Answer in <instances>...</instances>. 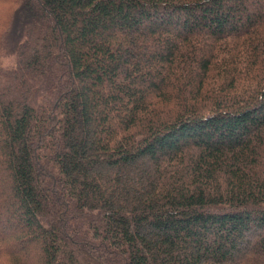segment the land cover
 I'll return each instance as SVG.
<instances>
[{"label": "trees", "instance_id": "1", "mask_svg": "<svg viewBox=\"0 0 264 264\" xmlns=\"http://www.w3.org/2000/svg\"><path fill=\"white\" fill-rule=\"evenodd\" d=\"M5 2L0 264H264V0Z\"/></svg>", "mask_w": 264, "mask_h": 264}, {"label": "rangeland", "instance_id": "2", "mask_svg": "<svg viewBox=\"0 0 264 264\" xmlns=\"http://www.w3.org/2000/svg\"><path fill=\"white\" fill-rule=\"evenodd\" d=\"M9 13H8V6H7V4H6V2H5V0H0V28L2 27V22H4V20H5V18H6V16L8 15ZM8 59L9 58H4L3 60H2V64L4 63V64H6L7 62H8ZM5 207L4 206H0V213H2L3 211H5ZM6 210H8L9 212H10V214H13V209H9V208H7ZM20 225H22V223H20ZM18 231V232H17ZM17 231H15L16 233H14L13 232V230H11V231H9L10 232V235L12 236V235H16L17 236V238H20V235L21 234H19V233H21V231L20 230H17ZM8 232V233H9ZM15 243H17V244H19V242H15ZM17 244H14V243H12V245H10L11 247L10 248H12V249H15L16 247V245ZM22 245V244H21Z\"/></svg>", "mask_w": 264, "mask_h": 264}]
</instances>
